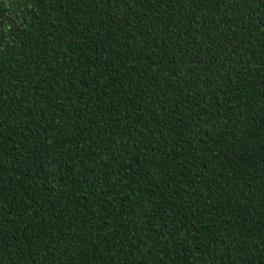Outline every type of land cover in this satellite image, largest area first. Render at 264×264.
Listing matches in <instances>:
<instances>
[{
  "label": "trees",
  "instance_id": "1",
  "mask_svg": "<svg viewBox=\"0 0 264 264\" xmlns=\"http://www.w3.org/2000/svg\"><path fill=\"white\" fill-rule=\"evenodd\" d=\"M0 264H264V0H0Z\"/></svg>",
  "mask_w": 264,
  "mask_h": 264
}]
</instances>
